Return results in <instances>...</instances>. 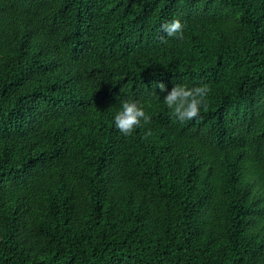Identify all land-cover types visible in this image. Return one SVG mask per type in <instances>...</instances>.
Segmentation results:
<instances>
[{
	"label": "trees",
	"instance_id": "16d2710c",
	"mask_svg": "<svg viewBox=\"0 0 264 264\" xmlns=\"http://www.w3.org/2000/svg\"><path fill=\"white\" fill-rule=\"evenodd\" d=\"M0 264H264V0H0Z\"/></svg>",
	"mask_w": 264,
	"mask_h": 264
},
{
	"label": "clouds",
	"instance_id": "9594fccd",
	"mask_svg": "<svg viewBox=\"0 0 264 264\" xmlns=\"http://www.w3.org/2000/svg\"><path fill=\"white\" fill-rule=\"evenodd\" d=\"M161 30L169 37H175L183 40V25L179 19H172L161 25ZM160 93L167 92L163 96L162 103L171 110L172 115L181 121L196 118L201 109L206 105V100L210 89L206 84H198L189 87L183 83H176L167 90L163 83L158 85ZM153 100L160 101L161 96L153 93ZM150 122V116L146 113L144 107L136 100L123 99L120 102L119 110L113 117L114 127L123 135L127 136L141 124Z\"/></svg>",
	"mask_w": 264,
	"mask_h": 264
}]
</instances>
